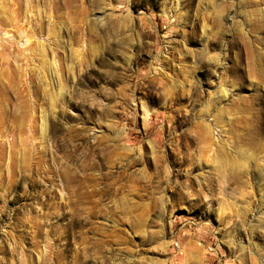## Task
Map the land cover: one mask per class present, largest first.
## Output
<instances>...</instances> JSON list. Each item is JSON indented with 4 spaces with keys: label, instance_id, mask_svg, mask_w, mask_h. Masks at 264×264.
I'll use <instances>...</instances> for the list:
<instances>
[{
    "label": "rangeland",
    "instance_id": "rangeland-1",
    "mask_svg": "<svg viewBox=\"0 0 264 264\" xmlns=\"http://www.w3.org/2000/svg\"><path fill=\"white\" fill-rule=\"evenodd\" d=\"M0 264H264V0H0Z\"/></svg>",
    "mask_w": 264,
    "mask_h": 264
},
{
    "label": "bare ground",
    "instance_id": "bare-ground-1",
    "mask_svg": "<svg viewBox=\"0 0 264 264\" xmlns=\"http://www.w3.org/2000/svg\"><path fill=\"white\" fill-rule=\"evenodd\" d=\"M40 52H41L42 54H44V53H45V52H44V50H41Z\"/></svg>",
    "mask_w": 264,
    "mask_h": 264
}]
</instances>
